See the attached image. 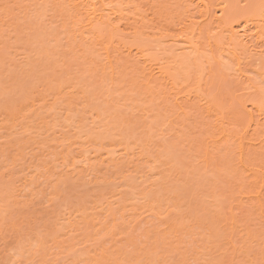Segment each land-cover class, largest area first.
<instances>
[{
	"label": "rangeland",
	"instance_id": "rangeland-1",
	"mask_svg": "<svg viewBox=\"0 0 264 264\" xmlns=\"http://www.w3.org/2000/svg\"><path fill=\"white\" fill-rule=\"evenodd\" d=\"M263 1L231 0L227 17L249 20ZM131 2L127 29L82 34L64 0H0V264L264 261V144L240 157L232 138L264 137L250 111L263 65L246 59L240 80L208 30L195 59H174L199 2ZM142 49L203 107L147 86Z\"/></svg>",
	"mask_w": 264,
	"mask_h": 264
},
{
	"label": "bare ground",
	"instance_id": "bare-ground-1",
	"mask_svg": "<svg viewBox=\"0 0 264 264\" xmlns=\"http://www.w3.org/2000/svg\"><path fill=\"white\" fill-rule=\"evenodd\" d=\"M64 1L68 4V6L70 5L69 7H72L76 12L79 13V15L82 16L83 23L86 24V26H83L84 24L82 25L83 26L82 34L88 33L89 30L94 25L103 26L104 28H108V30L110 31H117L120 29L121 26L123 27L125 26L127 29V27L131 26L130 21L133 22V20H135V19L131 20L130 19L131 17L128 18L127 17L128 15L125 14V10H126L125 7L127 6L126 8L128 10L130 9L129 5L130 7H132L131 6L133 5L131 2L132 0H64ZM183 1L186 4H192L193 2L198 1L199 3L196 4L197 5L196 9H204V10H201V11L196 10L197 12L199 11L198 14L200 13L199 14L200 16L198 15L200 17V18L198 17L200 21L198 20L196 21L193 18V16H187L188 17L187 21L186 22L184 21L185 23L183 24V26L185 25L184 28L179 31L178 37L175 36L174 39H172V42H170L173 44H176V43L178 44L179 42L180 44L182 43V45L178 47L171 46L172 48L168 47L169 51L173 49L174 51L172 50V52H176L174 53V55H171L172 58L175 59L176 57L179 58L182 56H187L188 58L195 59L193 57L197 56L201 51V46H200L201 44L198 41H196V38L197 36L204 33L206 30H208L206 32L209 33V31H213V32L215 31V33L213 34L211 32L212 35L208 34L210 37H208L209 44L207 43V45L217 48L218 51L222 52V56L223 54L227 53L224 56H228V58H230L232 61L235 62L234 63L236 65L235 72L237 73V76L238 78H240V80L247 77V76L245 77L242 74V66H243V63L245 64L244 61L246 59L251 60V58L253 57L251 61L255 60V62L257 61L258 64L261 63V65H263L264 67V4L263 5L260 4L261 7L258 9V13H257L258 16H255L249 20H245L241 23H236L235 22L236 19L230 16L227 17L229 14L228 10L230 7L231 0H215L216 3L214 2L215 4H212L213 3L212 2L211 3L212 5H210V3H208L206 0H183ZM213 5H216V6H213ZM212 8L215 10H213ZM134 22L137 23V21H134ZM204 25L209 26V28L206 27L205 29L203 27ZM167 44H169L168 40H167ZM210 46L209 48H211ZM127 51L129 54L128 56L130 57V55L132 54V51L131 50H127ZM139 54H140V57H139L140 60L138 59L139 61H136V62L138 63V65L143 64L145 66L144 68H142V70H144L142 72H144V76H147V79H148V82L146 81V83L148 84L147 86H149V84L151 85V83L152 84L157 83L161 86H164V88L166 87V89H168V90L165 89L168 92V95H169L168 97L171 96L174 98L173 101L175 102V105H177L178 109L180 110H185V108L187 109L191 108L193 106V105L191 106V104H194L195 106L202 104L203 99H201L198 95H194L195 92H187L186 94L181 93L182 96H180L179 94L173 93V91H175V86L171 88H169V86L174 85V82L171 79L169 68L166 67L162 63V61H161L162 64L160 63L159 60L161 59H159L157 63L154 61V63H156L154 64L152 63V61L146 59L147 56L143 49L141 52H139ZM145 72L147 74H145ZM246 79H249V78L247 77ZM202 107H203V104H202ZM253 109H256V110L254 111ZM257 110L260 112H258ZM250 111L251 113L252 111L261 113L260 115L258 114L259 117L257 116L258 117L256 118L257 120L253 118L252 115L250 114L251 118H253L251 119V122L253 121L251 125L253 124V126L257 130L260 129L261 127H264V112H262L261 106L251 103ZM203 112H205V114H207L208 116L212 114V110H209V109L203 110ZM246 133H243V134L245 135ZM227 135H228L227 130L223 129V131L220 134V136L222 137L219 140H217L216 143L218 144L222 142L227 137ZM244 135L235 134L232 137L234 139V143H237V151H238L239 156L242 157L245 154V152L247 151L246 149L247 147L249 151H252V153L255 150H257L253 154L257 155V153H261V152H258V150L261 151V149H263L262 144H264V137H262V139L258 138L259 140H257V138H253V135H252V139L250 138V136L248 135L244 136ZM229 137H231V135H229ZM255 142L258 144H255ZM260 145L262 146V148ZM245 146L247 147L245 148ZM255 147L256 148L258 147V149H256ZM250 148L251 149L255 148V149L253 151V149L251 150ZM244 149H246V151ZM239 160H240V163H242V159L240 158ZM259 195L257 193V196L255 198L259 199L260 198Z\"/></svg>",
	"mask_w": 264,
	"mask_h": 264
},
{
	"label": "snow or ice",
	"instance_id": "snow-or-ice-1",
	"mask_svg": "<svg viewBox=\"0 0 264 264\" xmlns=\"http://www.w3.org/2000/svg\"><path fill=\"white\" fill-rule=\"evenodd\" d=\"M261 110L264 112V101L261 103ZM260 264H264V261H261Z\"/></svg>",
	"mask_w": 264,
	"mask_h": 264
}]
</instances>
